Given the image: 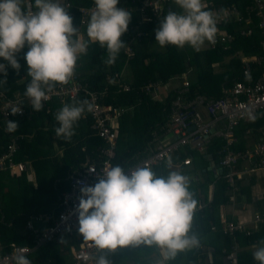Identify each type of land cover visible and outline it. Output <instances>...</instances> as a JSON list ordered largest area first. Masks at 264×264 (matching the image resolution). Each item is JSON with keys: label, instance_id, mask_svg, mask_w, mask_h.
<instances>
[{"label": "trees", "instance_id": "1", "mask_svg": "<svg viewBox=\"0 0 264 264\" xmlns=\"http://www.w3.org/2000/svg\"><path fill=\"white\" fill-rule=\"evenodd\" d=\"M213 1L226 4L234 3L240 6L242 10L252 3V0ZM93 3L94 0H73L72 8L68 9V12L73 18L74 27L78 23L76 8L88 7ZM119 6L122 8L133 6L132 0H120ZM132 14L129 26L135 25L139 21V13L134 11ZM257 21L258 19L254 17L251 25L252 34L248 37L237 35L241 26L237 24L229 28L226 26L227 31L235 35V39L229 44L227 50H223L221 45L216 44L214 47L203 51H195L191 46H185L181 49L172 45L156 49L151 43L156 41L155 30L157 27L147 24L143 32L148 35V32L152 31L153 34L141 42L131 44L134 52L132 59L127 60L122 48L112 65L105 63L108 59L107 49L101 48L99 43L89 42L86 31L87 25L83 27L88 48L86 53L80 54L77 58L76 77L82 84H86L91 91L104 94L101 97L102 104L133 108L132 114L130 112L125 113L119 119L120 126L115 156L112 160L113 167L119 165L125 169L146 156L147 148L152 141L153 130L167 121L169 103L176 97V93H170L163 101H160L154 98L151 93L141 92L140 89L156 81L166 84L173 76L187 72L192 78L189 82L186 98H193L197 94L220 98L224 88L242 78L243 64L239 60V56H235V53L240 51L245 56L263 53L260 48L262 35L257 27ZM121 39L125 44L130 42L127 38L121 37ZM26 52L25 47L17 57L21 65L19 73L8 66L7 77L0 74V81L7 80L0 82V93L8 98H13L14 94L17 93L18 96L27 99L25 91L31 78L27 76L28 65L24 59ZM1 62L7 65V62L2 59H0ZM215 64L228 68L222 74L216 75L212 69ZM107 76L111 78L113 83H107ZM20 80L23 82L20 83ZM117 81L129 85L130 90L123 92ZM84 100L87 99L79 96L77 100L67 101L66 104L69 106L78 105ZM43 104L44 108L40 112H35L33 108L30 113L25 110L26 114L21 119L17 130L21 135L31 136L30 141L27 139L20 142V150L15 160L17 162H32L36 188L26 180L25 173H22L20 177L12 176L7 172L0 174V246L4 250H7L11 243L33 248L32 240L24 232V225L29 216L44 214L59 201L61 194L69 189L70 179L68 177L83 165L86 156L91 158L89 163L99 164L98 150L104 143L90 130L92 123L90 112L85 111L82 118L76 122L73 129L75 134L68 141L55 133V129L60 126L55 116L64 105H59L55 100ZM55 110L57 112H54ZM47 123H49L48 127L46 126ZM252 126L255 128L262 127L264 121L257 119ZM7 142V137L0 130V151L5 148ZM223 144L221 140H215L208 146L207 154L211 160H208L209 157H200L202 164L197 168L198 173L204 178V182L197 186L193 185L195 192L199 188L206 192L208 185L212 182L215 183L211 206L204 207L194 215L191 234L198 236L201 245H210L217 252L222 250L229 252L234 243H237L239 247L259 246V241L264 239V225L251 237H244L242 234L229 236L220 230L219 210L228 204L231 189L224 178L225 171L215 177L208 168L210 161H218V152ZM62 146L64 147L62 155L60 157L54 156L56 148ZM240 148L235 147L236 150ZM184 155H180V157L184 159L186 156ZM198 155L196 152L192 153L193 163ZM176 159L174 158V161ZM164 167L168 168L169 165L164 163L158 168L157 173L159 169ZM239 182L240 180H237V183ZM211 225L218 229V233L215 234L217 237L215 244L204 240L212 233ZM63 245L62 247L57 241L48 243L35 249L26 258L30 260L31 264H72L73 260L70 261L68 248L65 244ZM201 245L192 249V253L190 252L185 259L186 261L181 263L180 260L185 255L179 253L174 259L175 261H170L167 264H200L197 259L201 254ZM226 252L225 254H227ZM190 256L193 257L190 258ZM249 263L257 264L255 261Z\"/></svg>", "mask_w": 264, "mask_h": 264}, {"label": "clouds", "instance_id": "2", "mask_svg": "<svg viewBox=\"0 0 264 264\" xmlns=\"http://www.w3.org/2000/svg\"><path fill=\"white\" fill-rule=\"evenodd\" d=\"M181 10L169 11L155 30L161 48L191 46L199 51L205 43H215L217 22L214 13L206 10L204 0H174ZM23 0H0V74L7 77V67L19 73L18 55L27 46L24 59L31 78L25 96L35 112L44 108L46 90L66 84L74 74L77 58L87 52L88 42L79 39L73 18L60 0H35L34 8L25 10ZM95 8L87 25L91 43L106 48V64L115 63L126 45L121 37L127 33L133 14L119 6L120 0H94ZM3 80L0 82H6ZM93 105L84 100L78 105H64L56 114L59 127L55 133L70 141L74 125L91 112ZM22 114V107L12 115ZM251 118V116H250ZM18 124L7 123V131L17 132ZM171 159L168 165L171 167ZM127 172V174H126ZM189 178L171 171L157 177L151 167L125 171L117 165L98 177L94 186L81 189L78 231L99 253H117L133 246L156 247L161 264L172 261L179 253L197 248L200 240L191 234L197 201L189 190ZM22 251V250H21ZM257 264H264V239L252 254ZM15 264H31L24 254L15 257ZM96 264H111L101 255Z\"/></svg>", "mask_w": 264, "mask_h": 264}, {"label": "built area", "instance_id": "3", "mask_svg": "<svg viewBox=\"0 0 264 264\" xmlns=\"http://www.w3.org/2000/svg\"><path fill=\"white\" fill-rule=\"evenodd\" d=\"M173 3H175L174 0H132L133 6L124 7L131 13L134 11L139 13V21L135 25L129 26L127 33L122 36L123 39L127 38L130 41L123 47V54L127 60H131L134 54L131 44H136L145 37L146 34L143 32L145 25L152 24L158 28L161 19L171 10ZM22 7L25 10L35 11L32 0H23ZM65 7L72 8L70 4H66ZM94 8L95 4L76 8L79 17L76 29L80 30L81 27L88 25ZM205 8L214 13L217 22L215 43H211V47L219 44L223 50L229 48L235 35L224 28L231 24L241 26L237 35L250 36L252 34L251 25L255 17L258 19L257 27L262 35L260 48L263 53L240 59L243 64L241 80H235L230 86L224 88L220 98L201 94H197L193 98H186L189 82L182 77V85L176 90V97L169 103V117L166 124L160 128V135L153 134L154 139L149 143L146 156L126 168L125 171L143 166L151 167L154 170L164 163L168 164L169 159L172 161L171 166H176L173 157L182 149L189 148L203 153L213 139L220 138L224 141V146L219 153L218 163L220 169L225 171L224 178L233 193L236 179L242 178L246 173H253L256 169H264V141L243 152L232 149L234 131L240 125L250 123L256 118L264 119V0H252L251 5L244 7L243 10L234 5L215 8L212 3L206 4ZM26 51H28L27 46ZM239 55L237 52L236 56ZM106 81L113 83L109 76L106 77ZM117 84L123 92L130 90V86L127 84L119 81ZM160 88L161 84L155 82L143 86L140 91L151 93L155 98ZM46 95L48 99L43 103L55 100L57 103L63 104L67 101H75L79 96L85 97L93 105V110L90 112L92 119L90 129L96 137L103 140L106 146L99 149L98 165L83 164L70 175L69 189L61 194L55 212L31 215L26 220L24 230L28 238L32 240L34 247L11 243L7 250H4L0 246V264H15L17 255L27 256L40 246L62 237H75L78 243V247L73 249L72 264H96L100 253L90 242L84 241L80 235L77 208L81 189L94 186L98 182V177H104L106 171L113 167L112 160L115 156L119 129L118 120L127 109L102 104V94L91 91L86 84L79 81L76 75H73L68 83L57 84L50 91L46 90ZM24 100L19 96L8 98L0 93V130L8 139L7 145L0 151V174L7 172L10 175H21L28 171L26 163L15 160L20 150V142L25 139V136L18 132L7 131L9 120L19 125V120L26 114L23 106ZM17 107H22V114L12 115V110ZM201 110L207 114L209 118L207 121L204 120ZM167 136L173 137V139L164 143ZM154 143L157 144L154 145ZM240 161H251L253 164L243 171H239L237 166ZM191 164V155L179 162V166L182 167H189ZM263 225L264 209L254 213L247 223L220 220L222 233L229 236L242 234L245 237H251ZM215 228L214 225L211 227L212 230Z\"/></svg>", "mask_w": 264, "mask_h": 264}, {"label": "crops", "instance_id": "4", "mask_svg": "<svg viewBox=\"0 0 264 264\" xmlns=\"http://www.w3.org/2000/svg\"><path fill=\"white\" fill-rule=\"evenodd\" d=\"M32 2L34 5L35 0H32ZM60 2L63 6H65L66 4H70L72 6L73 0H60ZM204 3H205V5L208 3H212L215 8L224 7L226 5H234L237 8L241 9L240 6H238L237 4H234V3H229V4H226L224 2L217 3L213 0H204ZM81 7H86V6H81ZM66 9L68 10L69 8H66ZM171 11L180 12L181 10L179 9V7L175 3H173L171 6ZM71 15H74V14L71 13ZM77 20H78V23H77V25H75V28L79 24V17L77 18ZM232 25H234V24L228 25L227 27L229 28ZM83 27H85V26H83ZM83 27H81L80 30H78V35H79V39L82 42H85L86 33L83 32V30H82ZM224 29L227 30L226 27ZM152 34H153L152 31L148 32V35L146 33L145 37H143L142 40L149 38ZM141 41H139V42H141ZM156 43L157 42L155 41V42L151 43V45L154 46ZM210 48H211V43L206 42L205 45L203 47H201V49L199 51L208 50ZM158 49H161V48H158ZM237 52L240 54L238 57L239 60L242 58H245V57H251V56L243 55L240 51H237ZM235 56H236V53H235ZM1 63H3V62H1ZM76 67H77V65L75 66L73 75L77 76V74L75 73ZM227 68L228 67H223V66H220L218 64H215L212 66L213 73L216 75L222 74L223 72H225V70H227ZM259 70H261V69H259ZM182 77L187 79L188 82H190L191 78H192L190 76V73L185 72V73H182L180 75L173 76L166 84H163L160 81H156L157 83L162 84L161 88H160V89H162V91H161L162 93H160V94L157 93V96L155 98L157 100L163 101L170 93H175L176 90L179 89L182 85V83H181ZM22 82H23V80H20V83H22ZM170 82L173 83L172 87L167 92H163V91H165L164 87H166ZM123 84H125V83H123ZM101 94L104 96L103 93H101ZM17 96H18V94L16 93V94H14L13 98H15ZM65 104H66V102L63 104H59V105H65ZM23 106L27 112H29V113L31 112L32 107L30 106V101L28 98L23 101ZM124 109H127V111L125 113H128V112H130L131 114L133 113L132 107H128V108H124ZM54 112H57V110H55ZM201 113L204 117V120L207 121L209 118H208L207 114L205 113V111L201 110ZM168 117H169V109H168L167 119H168ZM21 119L19 120V123H20ZM257 119L264 121L263 118H256V120ZM256 120H254L250 123L242 124L234 131V144L232 146V149L234 151H242L243 152V151L252 149L253 147H255L256 144L264 141V126L259 127V128L258 127L255 128L254 126H252V124ZM166 122L162 125H158V127L153 130L152 140L154 139V137H153L154 133L160 135V133H161L160 128L163 127L166 124ZM118 124H119V120H118ZM48 125H49V123H47L46 126L48 127ZM119 126L120 125H118V128H119ZM27 139H28V141H30L31 136H29V137L26 136L24 140H27ZM172 139H173V137L169 138V136H167V139L164 140V143H168ZM215 140H221L224 143V141L222 139L215 138L211 141V143L209 145H211L212 142ZM155 144H157V143H154V145ZM209 145H207V147L203 153H199V152L192 150V149H189V148L182 149L181 151L176 153L173 157V159L177 158L175 160L176 166H173V167L171 166L168 168H166V167L161 168V169H159L158 173H157V170L160 167H156L153 170L157 177H160V176L167 177V175L171 171H176V172H180L181 174H183L189 178V182H190L189 190L194 194V198L197 201V209H196L195 214L198 211H200L201 209H203L204 207H210L212 200H213L214 188H215L214 182H212L211 184L208 185L206 192L203 191L202 188L197 189V191L195 192L194 191L195 189L193 186V185L197 186L198 184L204 182V178L198 173L197 168L202 164L200 157H202V156L205 158L209 157L208 160H211L210 156H208V154H207V148ZM105 146H106V144L104 143V145L102 147H105ZM223 146H224V144H223ZM223 146H222V148H223ZM236 146L241 147V148L239 150H236L235 149ZM63 148H64L63 146L56 148V153L54 154V156L58 155L60 157L62 155ZM221 149H220V151H221ZM220 151L218 152V161H219ZM193 152H196L197 154H199L197 156L196 161H194V163L192 162L191 166H189V167L179 166V162L183 159L182 157H180V155L185 154L186 155V156L184 155L185 157L190 156V155L192 157ZM97 158H98V155H97ZM85 159L86 160L83 164L89 163V161H91V158L89 156H86ZM140 159H138L137 161H139ZM192 159H193V157H192ZM98 161H99V158H98ZM137 161H135L132 165H134ZM218 161L217 162H214V161L209 162L210 164H209L208 170L212 171V173L215 177H218L223 172V170H221L219 167ZM24 163H26V165L28 167V171L25 173L26 174V180L28 182L32 183L33 187L36 188V180H35L32 162L24 161ZM252 164H253V162H251V161H240L238 166H237V169L239 171H243L245 168L250 167ZM12 176L20 177L21 175H12ZM68 178L70 179V176ZM237 180H240V182L237 183ZM237 180H236L235 190L233 191L232 194L231 193L229 194L228 204H226L225 206H222L219 210V219L220 220L225 219L227 221H239V222L247 223L250 221V219L254 213L260 212L264 209V169H256L253 173H249V174L246 173L243 175L242 178L237 179ZM57 204H58V202H56L45 213L51 212V211L55 212L57 210ZM52 208H53V210H51ZM212 226L213 225H211V227ZM211 227H210V230L212 233H210L206 238H204V240H205V242L215 244L216 243L215 240H217V237L215 236V234L218 233V231H217L218 229L215 228V230H212ZM220 230H221V227H220ZM24 232H25V230H24ZM56 241L62 247L64 246L63 244H65L66 248H68V252L70 255V261H72L73 260V249H76L78 247V243L76 241V238L75 237H62V238L57 239ZM201 244L202 243L200 242V245ZM257 247H258L257 245L239 247L237 245V243H234V245L231 246V250L229 252H226V250H222L220 252H217V250L215 251L214 247H212L210 245L207 246V245L203 244V245H201V248H200L201 254L198 257L197 262L199 261L200 264H240V263L241 264H250L249 263L250 261H255L251 254L257 250ZM191 251H192V249L187 250L185 252H182V254L185 256L183 259L180 260L181 263L184 262V260L187 258V256L190 254ZM225 252L227 254H225ZM100 254L101 255H107L108 259L111 261V264H161V259H162L161 255H160V250L158 248L148 247V246H144V245L133 246V247H129L127 249H121L117 253H114V254L113 253H100ZM192 257L190 256V258H192ZM172 261H175V260H172ZM168 262H170V261H168ZM168 262H165V264H167Z\"/></svg>", "mask_w": 264, "mask_h": 264}, {"label": "rangeland", "instance_id": "5", "mask_svg": "<svg viewBox=\"0 0 264 264\" xmlns=\"http://www.w3.org/2000/svg\"><path fill=\"white\" fill-rule=\"evenodd\" d=\"M263 14H264V9H263ZM154 47H155L156 49L161 48V47L159 46L158 42L154 45ZM172 84H173V83L170 82L166 87H164V88H165V91H163V92H167V91L172 87ZM161 91H162V89H159V90H158V94L162 93ZM51 210H53V208H52Z\"/></svg>", "mask_w": 264, "mask_h": 264}]
</instances>
